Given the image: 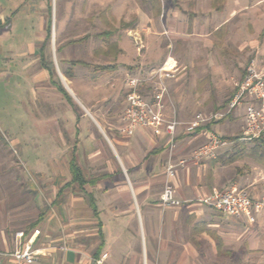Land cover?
Returning <instances> with one entry per match:
<instances>
[{"label": "crops", "instance_id": "crops-1", "mask_svg": "<svg viewBox=\"0 0 264 264\" xmlns=\"http://www.w3.org/2000/svg\"><path fill=\"white\" fill-rule=\"evenodd\" d=\"M43 2L0 1V43L9 42L12 36H21L20 42L11 41L9 46L13 48L11 52L21 58V69L27 71L33 84L32 111L39 112L35 117L42 116L45 125L39 131L45 139L50 131L56 132L54 128H58L56 140L69 149L65 162L70 178L64 183L54 178L48 206L40 208L34 221L24 230L16 231L22 233L21 240L25 242L33 229L39 230L31 244L39 252L36 264H96L102 254L106 256L101 264H141L143 259L145 264H226L228 251L232 249L228 246L232 239L228 237L225 224L228 217L196 201L212 189L228 187L231 173L216 159L219 149L214 158L192 162L184 168L176 167L175 176L169 177V181L174 197L182 203L162 206L160 194L167 179L165 168L170 149L166 136L138 129L133 136L123 139L116 131L123 107L121 78L129 73L130 63L109 62L101 65H113L114 69L100 70L94 69V65L100 64L68 58L66 53L71 46L65 44L55 26L51 28L50 3L44 8ZM22 4L27 14L37 10L35 25L24 21L31 18L19 17ZM221 11L215 10L221 17L220 23L226 21L230 13ZM85 37L68 43L83 42ZM51 38L59 55L52 64L44 60L45 46ZM120 51L119 48L116 53ZM122 51L124 54V49ZM36 60L39 70L29 66ZM73 61L88 65L72 64ZM94 70L106 76L99 77L101 81L95 83ZM171 80H168L169 88ZM54 83L60 84L66 95L58 91ZM234 93L227 100V106ZM103 108L112 111V115H107ZM238 110L242 125L243 109L236 108L230 113L236 115ZM184 116L182 108L177 106L180 122L194 118L184 121L181 118ZM229 130L211 128L208 124L191 132L176 128L172 162L188 157L211 134L223 138ZM72 156L83 174L84 170L92 172L84 174L86 178L103 176L94 186H83V190L94 197L97 216H93L88 200L86 202L79 192L85 196L86 193L76 183L59 191L71 180L68 166ZM255 182L249 184L253 185L249 192L263 202L259 218L264 213V194L255 190ZM34 222L37 223L31 229ZM13 237L8 242L0 230V251L13 248ZM241 241L240 238V245ZM0 264L15 263L7 256H0Z\"/></svg>", "mask_w": 264, "mask_h": 264}, {"label": "rangeland", "instance_id": "rangeland-1", "mask_svg": "<svg viewBox=\"0 0 264 264\" xmlns=\"http://www.w3.org/2000/svg\"><path fill=\"white\" fill-rule=\"evenodd\" d=\"M27 1H44V8L50 3L51 28L55 26L71 46L66 53L70 59L100 65L125 60L131 67L128 74H138L168 56L174 58L179 69L170 89L176 112L177 106L184 111V121L195 113L208 117L225 112L246 66L252 61L264 68V0ZM216 5H222V14L230 12L226 21L219 22ZM25 9L20 5L19 17L31 18L24 21L35 25L37 10L27 14ZM83 36V42L68 43ZM17 40L20 42L21 36L0 43V230L8 242L16 231L34 221L40 208L48 206L54 178H60L61 183L70 178L65 162L69 149L56 140L59 129L54 128L56 132L50 131L45 139L39 131L45 125L42 116L35 117L39 112L32 111L33 84L21 69V58L9 46ZM45 47L44 60L52 64L59 58L52 38ZM29 66L39 70L37 60ZM102 76L106 74L94 70L95 83ZM125 77L121 78V102ZM236 115L228 113L208 124L230 129L223 135L226 144L219 148L216 159L231 173L226 186L236 184L249 191L253 189L249 184L256 180L255 190L264 194V159L249 152L258 138L240 139L241 117ZM235 136V140L226 139ZM91 173L84 170L85 175ZM79 193L87 202L85 194ZM225 224L232 239L226 264H264V213L250 225L233 218H227Z\"/></svg>", "mask_w": 264, "mask_h": 264}, {"label": "built area", "instance_id": "built-area-1", "mask_svg": "<svg viewBox=\"0 0 264 264\" xmlns=\"http://www.w3.org/2000/svg\"><path fill=\"white\" fill-rule=\"evenodd\" d=\"M169 59L171 62L168 64ZM178 69L176 60L168 56L157 67L141 70L138 74H127L123 82L122 113L116 129L117 134L123 139L130 138L138 129H148L155 135L163 133L166 136L170 149L165 168L167 179L160 194L162 206H179L182 203L174 197L169 181V177L175 176L176 167L184 168L192 162L214 158L217 150L226 144L221 136L211 134L205 142L195 147L188 157L173 163L172 147L176 128H184L185 132H191L202 124H209L236 108H242L243 124L240 139L264 137V68L258 67L252 61L246 66L235 84L236 92L225 112H216L208 117L197 113L192 120L185 123L178 120L168 85V80L175 77ZM196 201L225 217L247 224L254 223L263 208L262 200L254 198L248 190L236 184L224 189H212ZM38 234L39 230L34 229L31 236L22 242V233L16 232L13 237V248L7 252L0 251V256H7L15 264H36L39 252L33 249L31 244ZM63 248L64 246L61 247ZM105 256L106 254H102L96 264H101Z\"/></svg>", "mask_w": 264, "mask_h": 264}, {"label": "trees", "instance_id": "trees-1", "mask_svg": "<svg viewBox=\"0 0 264 264\" xmlns=\"http://www.w3.org/2000/svg\"><path fill=\"white\" fill-rule=\"evenodd\" d=\"M214 8L216 10H219V11H221L223 9L222 5H216V6H214ZM82 39H80V40H82ZM115 47H116L115 50L118 52L119 48L117 46H115ZM72 64H79V65H84V66L88 65L86 62H83V61H73ZM94 69L112 70V69H114V66L113 65H94ZM54 84H55V87L57 88L58 91H60L66 95V92L64 91V89L61 87L60 84H58V83H54ZM225 116H223V117H225ZM236 138H237V136L236 137H227L226 139L232 141V140H235ZM255 141H257L256 145L254 147H252V149L249 152H250V154L255 155L259 159H264L263 158L264 157V138L260 137V138L256 139ZM68 167H69V172L71 174V180L68 183H65L63 186H61L59 188V191L64 187L72 186L73 183H76L78 185V187L83 190L84 185L88 184L90 186H94V184L103 177V176H98V177L86 178V176L82 173L79 166L76 164L73 156L69 160V166ZM32 186L35 187L34 185H32ZM85 193L87 196L88 205L92 209L93 216H94V214L97 216L96 207L94 204V197H93L92 193H90V192H85ZM36 223L37 222L32 223L30 228L32 229L36 225Z\"/></svg>", "mask_w": 264, "mask_h": 264}, {"label": "bare ground", "instance_id": "bare-ground-1", "mask_svg": "<svg viewBox=\"0 0 264 264\" xmlns=\"http://www.w3.org/2000/svg\"><path fill=\"white\" fill-rule=\"evenodd\" d=\"M171 62V60L169 59V61H168V64Z\"/></svg>", "mask_w": 264, "mask_h": 264}]
</instances>
